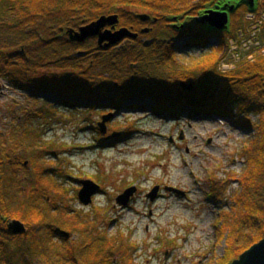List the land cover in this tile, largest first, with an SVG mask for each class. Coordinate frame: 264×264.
<instances>
[{
    "label": "trees",
    "instance_id": "trees-1",
    "mask_svg": "<svg viewBox=\"0 0 264 264\" xmlns=\"http://www.w3.org/2000/svg\"><path fill=\"white\" fill-rule=\"evenodd\" d=\"M255 2L251 8L249 0H0V77L25 91L33 104L41 95L58 98L27 114L8 136L0 132V264H113L123 248L121 239L98 232L80 213L61 212L63 192L58 187L49 191L51 173L57 170L44 163L53 153L40 150V134L31 125L47 114L56 117L62 106L72 116L86 105L89 113L111 106L234 120L249 133V142L242 154L243 173L230 177L242 189L226 215V252L218 264L232 262L264 237V55L232 71L218 69L227 38L242 29L248 13L264 12V0ZM230 3L235 9L226 31L198 23L207 11ZM140 14L151 19L144 22ZM113 15L119 18L117 29L127 28L138 38L110 49L101 48L97 38L83 44L70 41L68 30ZM197 52L200 56L194 57ZM46 69L55 71L40 77ZM23 158L33 174L25 199L19 193L26 194V186L18 179L28 168ZM50 194L54 203L48 208ZM10 220L23 222L28 233L14 235L7 226ZM67 232L71 238L77 233L78 240L64 239Z\"/></svg>",
    "mask_w": 264,
    "mask_h": 264
},
{
    "label": "rangeland",
    "instance_id": "rangeland-1",
    "mask_svg": "<svg viewBox=\"0 0 264 264\" xmlns=\"http://www.w3.org/2000/svg\"><path fill=\"white\" fill-rule=\"evenodd\" d=\"M247 25L246 21L242 29ZM236 36L228 37L226 43ZM199 56V52L194 54ZM16 71L14 68L13 73ZM50 71L55 70H43L39 76L46 77ZM39 101L31 103L25 91L0 77V132L7 131L8 136L27 114L58 98L41 95ZM59 111L56 117L47 114L31 125L40 134V150L53 153L44 163L57 170L51 173L49 191L56 192L58 187L63 192L62 206L58 207L61 212L67 210L73 216L80 213L88 224L101 229L98 232L121 239L123 248L116 252L113 264H129L130 258L133 264H218L222 260L226 215L232 211L235 194L242 189L239 183L230 182V177L244 171L242 154L249 142L246 130L229 118L191 116L187 111L178 117L111 106L89 113V107L81 105L74 116L65 106ZM103 114L113 117L104 122ZM251 119L258 124L257 118ZM99 124H105V134ZM132 126L134 130H130ZM23 160L28 168L21 170L18 179L26 186V194L19 193L25 199L33 174L27 158ZM83 180L101 187L89 206L79 200ZM132 186L136 189L132 201L122 208L117 198ZM157 187L158 197L151 202L147 196ZM52 194L48 196V208L54 203ZM54 218L49 215V220ZM67 233L64 239L71 238ZM90 234L94 236V230ZM77 240L76 233L70 241ZM56 242L65 244L63 239ZM20 245L17 243L16 249Z\"/></svg>",
    "mask_w": 264,
    "mask_h": 264
},
{
    "label": "water",
    "instance_id": "water-1",
    "mask_svg": "<svg viewBox=\"0 0 264 264\" xmlns=\"http://www.w3.org/2000/svg\"><path fill=\"white\" fill-rule=\"evenodd\" d=\"M249 3L251 8L255 7V0H249ZM234 9L235 5L230 3L224 7H218L216 10L207 11L205 16L198 18L197 21L209 30L223 32L229 27L230 14L234 11ZM139 18L144 22L151 19V17L147 14H140ZM118 24V16H102L98 20L81 27L79 30H68L67 34L70 41L79 44H83L91 38H97L99 46L104 49H110L118 46L126 39L135 40L138 38L139 35L137 33H133L127 28L117 29ZM147 32H149L148 29L143 31V33ZM182 86L188 91L193 90L192 85L182 84ZM111 117H113V114L104 117V122H107ZM99 126L101 128V132L105 134V124H99ZM81 185L82 188L79 192V200L84 206H89L93 202V197L100 192L101 187L91 180H83L81 181ZM170 190L184 195L183 192H179L173 188H170ZM135 191L136 189L134 187L127 189L123 195L117 198V204L123 208L128 207L132 201L131 199ZM158 192L159 188L157 187L147 196V198L150 199L151 202H155L158 197ZM8 229L14 235H23L28 233L26 225L19 220H10ZM63 236L68 237L69 234L64 233ZM228 264H264V237Z\"/></svg>",
    "mask_w": 264,
    "mask_h": 264
},
{
    "label": "built area",
    "instance_id": "built-area-1",
    "mask_svg": "<svg viewBox=\"0 0 264 264\" xmlns=\"http://www.w3.org/2000/svg\"><path fill=\"white\" fill-rule=\"evenodd\" d=\"M248 25L236 37L226 43L222 52L219 70H235L243 62H253L258 55H264V12L248 13Z\"/></svg>",
    "mask_w": 264,
    "mask_h": 264
}]
</instances>
